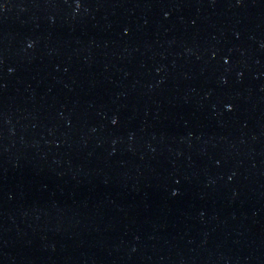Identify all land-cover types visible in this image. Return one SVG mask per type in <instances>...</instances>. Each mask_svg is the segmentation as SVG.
I'll return each mask as SVG.
<instances>
[{
	"label": "water",
	"instance_id": "1",
	"mask_svg": "<svg viewBox=\"0 0 264 264\" xmlns=\"http://www.w3.org/2000/svg\"><path fill=\"white\" fill-rule=\"evenodd\" d=\"M0 264H264V0H0Z\"/></svg>",
	"mask_w": 264,
	"mask_h": 264
}]
</instances>
